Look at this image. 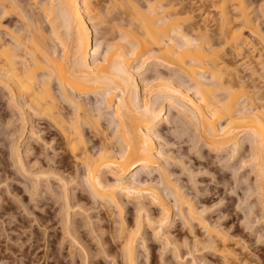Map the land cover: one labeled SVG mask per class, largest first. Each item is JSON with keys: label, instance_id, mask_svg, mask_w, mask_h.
Masks as SVG:
<instances>
[{"label": "bare ground", "instance_id": "6f19581e", "mask_svg": "<svg viewBox=\"0 0 264 264\" xmlns=\"http://www.w3.org/2000/svg\"><path fill=\"white\" fill-rule=\"evenodd\" d=\"M107 1L110 6L101 13L95 0H0V88L7 91L10 103L30 106L44 121L47 135L57 139L65 159L83 170L81 182L87 194L114 207L117 240L126 264H136L141 223L140 219L133 224L125 221L117 192L134 194L136 199L149 195L160 208L162 227L171 220L173 204L180 217L185 216V224L201 226L205 237L196 239V244L222 264H261L239 252L241 242L231 234L210 226L168 178L158 165L167 156L156 144L155 129L171 123L174 111L211 153L232 146V157L247 140L249 149L243 150L241 165L255 168L251 191L264 213V94L260 86L264 83V30L259 26L264 0L257 4L254 0H204L205 5L200 0L196 10L186 0ZM206 2L213 16L202 10ZM14 16L19 26L4 28L2 20ZM102 18L113 24L109 26L118 35L108 31V38L100 35L103 45L96 38L98 26L106 23ZM101 47H105L102 55ZM246 49L263 64L261 73L248 67L247 61L237 60ZM139 55L162 66L171 77L158 76L154 85L145 83L138 66L125 61ZM12 153L19 169H24L17 147ZM153 167L160 169L159 178L152 176ZM106 174L113 183L106 181ZM63 196L66 201L68 196ZM64 206L69 209L67 203Z\"/></svg>", "mask_w": 264, "mask_h": 264}, {"label": "rangeland", "instance_id": "374dc122", "mask_svg": "<svg viewBox=\"0 0 264 264\" xmlns=\"http://www.w3.org/2000/svg\"><path fill=\"white\" fill-rule=\"evenodd\" d=\"M203 1L202 5H205ZM257 1L254 0V3L260 2ZM95 2L102 9L101 13H105L108 1ZM185 4L196 10L195 7L200 6L201 2L186 0ZM208 5L202 10L210 11L213 16L215 12ZM15 19L14 16L11 20H2L4 28L8 25L16 29L19 22ZM103 20L106 23L103 21L104 24L102 22L98 26L96 35L102 45L104 35L105 38L109 37L105 34L107 31L118 36L110 28L113 24ZM263 21L264 15L259 20V26L264 30ZM94 38L92 36V46ZM114 43L119 44L118 41ZM104 50L105 47H101L99 54L102 55ZM246 51L237 60L247 61L248 67L259 69L258 73H261L263 64H258V56L248 49ZM140 56H131L125 61H128V66H138L139 77L145 83L153 84L158 76L171 77L162 66L149 63ZM176 76L180 77L177 73ZM261 84L264 83H260L264 94V85ZM153 85L147 90L150 91ZM5 91L0 88V264H126L117 240L114 207L108 208L98 200L95 202L87 194L81 182V167L75 166L70 158L65 159L61 146L56 143L57 139L47 135L44 121L31 107L27 105L22 108L18 104L20 109L17 104L10 103ZM106 112H103L104 118L107 117ZM170 121L155 129L156 144L167 156L158 165L161 164L168 178L181 188V192L187 195L210 226L231 234L234 240L241 242L237 247L239 252L264 264V213L257 194L251 191L255 186L256 171L251 166L241 165L243 150L249 149L247 140L238 154L232 157V146L219 153H211L190 124L176 112H172ZM22 126L25 129L19 134ZM85 133L92 138L89 130ZM13 147H17L20 154L24 166L22 170L12 153L15 150ZM158 174L160 169L153 167L152 176L159 178ZM106 181L111 184L114 180L106 174ZM161 190L164 192L162 187ZM117 194L125 221L133 224L140 219L136 264H222L215 254L202 250L196 244V239L202 241L205 237L201 226L197 223L185 224L182 220L184 215L181 218L173 204H170L173 212L171 220L162 227L158 222L160 208L151 202L149 195L142 194L136 199L134 194ZM63 195L68 196L66 201ZM66 203L69 209H65ZM147 215L152 222H148Z\"/></svg>", "mask_w": 264, "mask_h": 264}]
</instances>
